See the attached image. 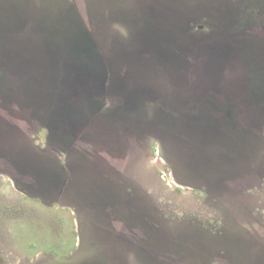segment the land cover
<instances>
[{
  "label": "rangeland",
  "instance_id": "1",
  "mask_svg": "<svg viewBox=\"0 0 264 264\" xmlns=\"http://www.w3.org/2000/svg\"><path fill=\"white\" fill-rule=\"evenodd\" d=\"M126 75L243 103L264 0H0V264H264V119L126 117Z\"/></svg>",
  "mask_w": 264,
  "mask_h": 264
},
{
  "label": "flooded vegetation",
  "instance_id": "2",
  "mask_svg": "<svg viewBox=\"0 0 264 264\" xmlns=\"http://www.w3.org/2000/svg\"><path fill=\"white\" fill-rule=\"evenodd\" d=\"M154 53L156 51H153ZM155 55H158V53H155ZM126 78H124L125 86L124 91L122 94L123 103L126 104L127 107V115L123 113H120V115H124L126 117L130 118H137V119H153L160 118L161 115H166L164 117L169 118H175V119H190V117L193 118H202L206 119L207 117H213L214 119H223V118H217L223 116L227 119H238V118H244L246 116H254L256 118H263L264 119V112L255 113L250 111L251 109V103H258L256 100L259 99V97H264V80H247L248 83V98L241 103L240 97L237 101L232 102V100L223 101L221 98L218 97V93H216V88L210 89L208 91L207 89L201 90L199 92L198 98L194 100H189L188 98L183 97L181 100H178L176 104H172L170 101L174 98L173 95L169 96V99L167 97H164L165 100L161 101L160 94L158 91L152 90V94L155 96H158L157 99H148L152 94L145 91L144 88H152L153 87H165L166 92H174L172 89H168L169 87L172 88V86L169 84V82L164 81H156L153 79H149L148 77H145L146 79H133V77L126 75ZM156 83H165L166 85H157ZM222 84L224 82H216ZM213 83L210 87H217ZM260 88V89H258ZM245 92V95L246 93ZM202 93V94H201ZM201 94V95H200ZM149 96V97H148ZM136 97V98H135ZM134 98V99H133ZM242 98V97H241ZM240 100V101H239ZM250 100H254L253 102L249 103ZM151 105H150V104ZM139 104V107H138ZM137 105V106H136ZM152 109L151 111H148V109ZM162 110L166 113L164 114H158V110ZM200 109L201 113H196L195 110ZM153 110H155L153 112ZM215 110L214 113L216 115H212V111ZM163 117V116H162ZM163 117V118H164ZM114 157V156H113ZM115 159L118 160L117 157ZM106 164L109 165V167H113L112 160L111 159H105ZM121 162V161H120ZM125 166V165H124ZM99 228V227H98ZM110 228H112L110 226ZM102 229V228H101ZM113 230L115 231L114 227ZM104 234L107 233L106 229H103ZM120 232V231H119ZM110 235H113L108 231Z\"/></svg>",
  "mask_w": 264,
  "mask_h": 264
},
{
  "label": "crops",
  "instance_id": "3",
  "mask_svg": "<svg viewBox=\"0 0 264 264\" xmlns=\"http://www.w3.org/2000/svg\"><path fill=\"white\" fill-rule=\"evenodd\" d=\"M106 263H107V262H106ZM123 263H125V264H126L125 258H124V261H123Z\"/></svg>",
  "mask_w": 264,
  "mask_h": 264
}]
</instances>
